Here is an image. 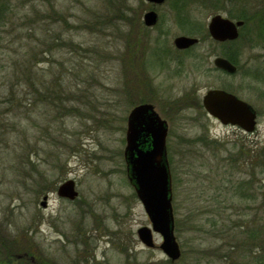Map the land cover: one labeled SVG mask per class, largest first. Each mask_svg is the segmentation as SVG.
Masks as SVG:
<instances>
[{
    "label": "rangeland",
    "instance_id": "374dc122",
    "mask_svg": "<svg viewBox=\"0 0 264 264\" xmlns=\"http://www.w3.org/2000/svg\"><path fill=\"white\" fill-rule=\"evenodd\" d=\"M143 1L0 0V238L13 251L1 264H264V172L242 192L245 170L226 164L264 146V0H166L158 28L130 30ZM173 1L189 4L200 39L187 53L174 50ZM215 14L248 22L217 43ZM156 46L173 52L147 53ZM226 53L235 73L214 65ZM214 88L257 110L255 131L208 114ZM147 102L169 127L174 261L160 235L141 242L151 222L126 171L128 115ZM69 179L74 198L58 194Z\"/></svg>",
    "mask_w": 264,
    "mask_h": 264
},
{
    "label": "water",
    "instance_id": "95a60500",
    "mask_svg": "<svg viewBox=\"0 0 264 264\" xmlns=\"http://www.w3.org/2000/svg\"><path fill=\"white\" fill-rule=\"evenodd\" d=\"M162 3L165 0H149ZM157 21L155 12L145 15L147 25ZM243 20L233 21L218 14L209 23V32L215 40H235ZM198 38L179 36L175 39L178 48H188L198 43ZM216 67L234 73L237 67L224 57H216ZM203 105L213 116L224 124L239 125L246 131L256 128L257 114L246 101L233 93L221 89H211L203 97ZM168 123L156 112L152 104L136 106L128 117L126 147L124 157L127 162L128 177L150 218L152 226H143L137 233L144 245L155 246L154 234L162 236L160 247L173 261L181 256V249L174 234V214L172 206V182L167 155ZM58 194L68 198L77 195L75 182L69 179L58 188ZM44 196L42 205H46Z\"/></svg>",
    "mask_w": 264,
    "mask_h": 264
},
{
    "label": "flooded vegetation",
    "instance_id": "af4514ba",
    "mask_svg": "<svg viewBox=\"0 0 264 264\" xmlns=\"http://www.w3.org/2000/svg\"><path fill=\"white\" fill-rule=\"evenodd\" d=\"M143 2L146 4L145 5L146 11L143 13V15L142 16H139V17H136L134 19H132V18L129 17V19L127 20L128 21L127 22L128 23V26H130V30H135V27H139V28H142L143 27L146 30H149V29L150 30H154V29L158 28L161 25V23H162V19H161L162 13H161V11H160V9L158 7H159V5H162L164 2L163 3H154V2H151V1H148V0H144ZM188 5L189 4L186 3V2H184V1H182V2L173 1V3H172V8L174 9V12L173 13H174V17H175V20H176V24L181 27V29H180L181 31L179 33H177L174 36V38H173V44H174V50H175V52L177 51V52L187 53L190 50H192L191 48L193 47V46H191V47L184 48V49L178 48L175 45V39L177 37H179V36L196 37V36H194V33H193L194 26L192 25V21L190 20V16L188 15L189 12L187 10H185V9L188 8ZM127 10H128V8H127ZM151 11L152 12H155L157 14V21H156V23H154L152 25H147L146 22H145V15H146V13L151 12ZM244 25L241 26V27H239V29H238L239 30V36L241 34L242 29L244 28ZM162 35H164V33ZM207 35L213 41H215L217 43H226L227 42V41L219 42L217 40H214L211 37V34L209 32L208 26H207ZM239 36H238V38H239ZM198 40L200 41V39H198ZM145 45H146L147 48H149V46L151 44H149L147 41H145ZM170 49L173 50L172 47H170ZM171 50L169 51L167 49H163V46L162 47H157L156 46L153 49H150V51L148 50L147 53H150V54L155 53L157 55H161L164 52H170V53H172L173 51H171ZM241 99H243V98H241ZM243 100H245V99H243ZM245 101L248 102L247 100H245ZM147 103H149V102H147ZM140 104H144V103H140ZM253 109L257 113V119H259V114H258L257 110L254 107H253ZM229 126H232V125H229ZM234 127H237V129L240 130V131H242L243 133H247V131H245L241 127H238V126H234ZM243 141H244V144H245V140H243ZM215 143H216V141H215ZM246 143H247V146H249L248 141ZM258 147H259L258 144H255V145L253 144V146H251V148H248L247 149V152L248 153H246V154H243L242 153L241 154V157L240 158H237L236 160L231 159V160H227L226 161V164H237L238 166H236V167L237 168L239 167V172H240V175L241 176H242V171L245 170V175L246 176H244V177H247V179L248 178H251L250 180H247V179H244V177L242 176V179L244 181L243 182H240L239 185H242L243 186L244 184L248 183L246 181H252V184H254L253 181L258 182V173H259V171H258V169H259V166H258V164H259V155H258L259 150L258 149L259 148Z\"/></svg>",
    "mask_w": 264,
    "mask_h": 264
},
{
    "label": "trees",
    "instance_id": "16d2710c",
    "mask_svg": "<svg viewBox=\"0 0 264 264\" xmlns=\"http://www.w3.org/2000/svg\"><path fill=\"white\" fill-rule=\"evenodd\" d=\"M259 16H261V15H259ZM239 19H244L245 20V25H244V27H245L246 26V22H248V18L239 17ZM263 21H264V16H263ZM263 29H264V27H263ZM225 56H227L233 63L235 62L230 54L226 53ZM258 148H259L258 149L259 150V153H258V155H259V164H258V166H259L260 173H263L264 172V146H259ZM243 186L239 185V187L242 189L241 191L242 192L244 190L248 191V189H246V185L244 184ZM262 188H264V186H262ZM8 242L9 241L7 239H5L3 237L0 238V256L3 255V252L5 250H7L8 253L9 252H13L11 248H10L11 251L9 250ZM16 242H18V241H16ZM16 242L13 243V244H16L18 246L19 242L18 243H16ZM21 259H25L24 256ZM0 264H1V262H0ZM31 264H49V262L46 259H43V257L41 256V257H37L35 261L31 262Z\"/></svg>",
    "mask_w": 264,
    "mask_h": 264
}]
</instances>
